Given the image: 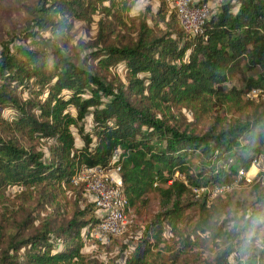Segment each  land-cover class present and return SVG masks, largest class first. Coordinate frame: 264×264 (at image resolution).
<instances>
[{
	"label": "trees",
	"instance_id": "16d2710c",
	"mask_svg": "<svg viewBox=\"0 0 264 264\" xmlns=\"http://www.w3.org/2000/svg\"><path fill=\"white\" fill-rule=\"evenodd\" d=\"M133 2L29 0L21 5L19 38L47 32L45 46L1 44L0 197L7 187L22 190L11 209L0 211V264H71L82 246L80 231L97 222L94 204L72 177L84 166L110 167L113 155L130 209L148 193L158 197V210L123 264H166L150 259L163 241L164 225L174 228L193 209L192 233L204 232L220 214L202 196L186 198H193L191 188L224 183L238 169L246 171L253 157L264 156L262 103L244 120L223 125L218 114L202 130L193 113L195 104L200 113L228 110L239 106L247 89L264 88V0H221L197 35L182 29L164 0L154 11L146 7L129 16ZM93 15V38L70 44L71 19L91 22ZM236 76L240 87L232 84ZM178 106L191 108L192 120L171 112ZM4 109L13 115L4 117ZM44 143V149L37 147ZM193 154L201 158L196 175L186 161ZM201 176L202 184L195 179ZM260 185L257 180L254 186ZM256 201L249 212L242 210L241 226L222 232L226 244L200 264H264V234L255 261L240 238L257 232L264 217V195Z\"/></svg>",
	"mask_w": 264,
	"mask_h": 264
},
{
	"label": "rangeland",
	"instance_id": "374dc122",
	"mask_svg": "<svg viewBox=\"0 0 264 264\" xmlns=\"http://www.w3.org/2000/svg\"><path fill=\"white\" fill-rule=\"evenodd\" d=\"M29 0H0V48L2 43H7L11 49L15 45H28L30 47L42 48L45 46L43 40L48 36L47 32H40L39 35L33 40L27 39L23 41L19 38L24 24V11L21 7L22 4ZM161 0H134L132 8L128 12L129 16H137L139 12L144 11L148 7L151 11H154ZM167 6H170L171 0H164ZM221 0H197L200 3H206L208 5V14L215 10ZM135 13V14H133ZM176 17V16H175ZM97 15L92 16L91 22H87L83 19H71V26L66 34L67 41L75 45L77 40H83L87 42L92 39L96 25L95 20ZM122 66L117 64L115 72L122 75ZM254 74L253 72H246V75ZM232 84L240 87L242 82L238 76L232 79ZM25 96V94H23ZM262 103V105H259ZM259 105L258 109L264 107V101L261 100H249L244 96L239 104L230 105L228 110L215 109L214 107L209 109L207 113H200L198 106L194 105V111L197 122L195 123L196 129H204L211 123L216 121V116L219 114V123L227 124L232 119L244 120L246 116H249L253 110V106ZM171 112L174 114H181V117L186 121L192 120L191 108L185 106L173 107ZM3 116L10 118L13 113L9 109H4ZM85 128L88 127V120L84 121ZM73 132L75 145L80 144V140L76 134L75 128L71 127ZM242 140V139H241ZM44 144H37L43 149ZM260 159V165L255 168L249 167L247 170V177L239 176L237 173L231 175L229 179L223 184L226 185V189L223 193L218 194L211 200L208 205L215 212V215L220 212L214 218V222L211 225V229L201 232L197 231L192 233L194 227V219L191 216L194 214L193 209L185 211V217L179 221L174 228H169L164 225V231L162 233L163 241L155 249H153V255L150 259L156 260L155 262L163 261L166 264H200L202 260H210L214 255V247H223L226 244L222 232L228 229H232L235 226H241L242 220H239V216L242 210L246 212L256 207L259 203L256 201L260 195H264V176H256L258 172L264 171V156H258ZM187 163L190 168V173L196 175L202 165L200 164L201 158L198 154H193L187 158ZM252 170L251 172H249ZM200 184L203 181L204 176L195 177ZM257 180L262 181V185L254 186ZM32 190V188H29ZM21 187H7L0 197V211L5 213L11 209V204L15 201L14 196L21 191ZM33 191V190H32ZM192 193V192H191ZM69 193H67V196ZM70 198V197H69ZM68 198V199H69ZM189 200L199 199L202 197L193 198L187 196ZM67 198H58L60 202H66ZM32 200L27 203L32 204ZM68 203L65 204L67 206ZM158 210V197L155 193H148L145 197V201L140 203L135 208L130 209L131 225L127 230L120 235L111 236L106 234H99L93 236L89 233H85L82 230L80 235L82 237V246L79 249V256H75L72 259L71 264H123L126 255L133 249L134 240L140 234L142 227L145 223L149 222L152 215ZM212 213V212H210ZM238 219V220H237ZM260 223L257 232L241 234V243L248 245L246 248L249 255H254L251 260L255 261L258 256L259 250L262 248L263 240L260 237L264 234V217L258 219ZM190 233L189 240L191 245L189 248L183 247L185 242L184 238L186 234ZM244 239V240H243ZM155 254H158V258ZM238 256L237 252H234L230 256L232 262L236 261ZM146 264H150L147 260Z\"/></svg>",
	"mask_w": 264,
	"mask_h": 264
},
{
	"label": "built area",
	"instance_id": "2783aa9c",
	"mask_svg": "<svg viewBox=\"0 0 264 264\" xmlns=\"http://www.w3.org/2000/svg\"><path fill=\"white\" fill-rule=\"evenodd\" d=\"M170 6L174 8L175 15L182 29L190 35L202 33V27L208 17V5L197 0H171ZM249 100L264 101V88L251 87L244 93ZM116 155L110 161L111 166L81 167L72 177L74 185L82 184L84 194L88 201L94 204V213L97 222L90 228H82V231L93 236L106 234L116 236L122 234L131 223L130 208L122 193L119 166L113 165ZM260 165V159L255 156L251 159L250 166L255 168ZM264 169V168H263ZM248 170V169H247ZM247 170L241 168L237 174L246 178ZM226 185L215 184L213 186H193L191 192L195 198H205V202L225 191Z\"/></svg>",
	"mask_w": 264,
	"mask_h": 264
},
{
	"label": "bare ground",
	"instance_id": "6f19581e",
	"mask_svg": "<svg viewBox=\"0 0 264 264\" xmlns=\"http://www.w3.org/2000/svg\"><path fill=\"white\" fill-rule=\"evenodd\" d=\"M252 170H250L249 172H251Z\"/></svg>",
	"mask_w": 264,
	"mask_h": 264
},
{
	"label": "clouds",
	"instance_id": "9594fccd",
	"mask_svg": "<svg viewBox=\"0 0 264 264\" xmlns=\"http://www.w3.org/2000/svg\"><path fill=\"white\" fill-rule=\"evenodd\" d=\"M133 14H135V13H133Z\"/></svg>",
	"mask_w": 264,
	"mask_h": 264
}]
</instances>
